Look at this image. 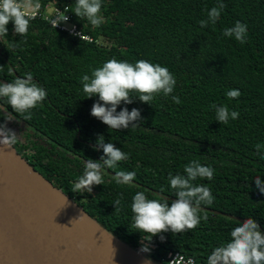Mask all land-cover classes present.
I'll list each match as a JSON object with an SVG mask.
<instances>
[{
	"label": "trees",
	"instance_id": "1",
	"mask_svg": "<svg viewBox=\"0 0 264 264\" xmlns=\"http://www.w3.org/2000/svg\"><path fill=\"white\" fill-rule=\"evenodd\" d=\"M37 2L35 15H26V36L15 35L9 23L8 36L0 43V82L11 83L31 72L47 93L30 113H13L16 119L7 124L22 134L13 146L16 153L105 231L135 250L146 234L132 226L133 196L144 191L148 199L166 197L170 205L176 199L170 173L185 174L192 160L212 167L211 181L194 182L210 187L215 198L211 205H201L208 220L182 234L164 233V242L154 237L145 254L157 264H167L169 252L207 264L211 252L230 241L237 221L254 219L264 233V194L254 181L259 177L264 182V159L255 148L264 145V0H223L226 7L216 24L204 28L200 21L217 0H102L99 27L74 14L76 0ZM58 9L68 16V28L74 26L87 40L51 27ZM237 21L247 25L243 45L223 36ZM113 58L159 64L177 81L172 94L158 95L151 106L138 98L130 105L121 103L118 112L124 107L141 111L143 123L135 130H109L90 115L98 97L87 98L81 77H91ZM232 89L241 96L229 100L226 93ZM173 95L180 104L173 103ZM212 105H226L239 117L220 124ZM101 134L129 159L106 170L104 184L93 186L92 193L73 192L85 161L103 155L102 150L93 151ZM121 171L135 173L132 186L115 182ZM117 198L123 206L119 212L113 205Z\"/></svg>",
	"mask_w": 264,
	"mask_h": 264
},
{
	"label": "clouds",
	"instance_id": "2",
	"mask_svg": "<svg viewBox=\"0 0 264 264\" xmlns=\"http://www.w3.org/2000/svg\"><path fill=\"white\" fill-rule=\"evenodd\" d=\"M40 7L36 0H0V43L8 36L7 25L13 24L15 35L26 36L29 28V19L26 18L24 9ZM226 7L223 0H217V6L212 7L207 12V19L200 21L201 28L209 24L215 25L220 18L221 12ZM102 0H76L74 14L77 17L86 18L94 27H99L103 23L100 15ZM59 11V10H58ZM68 16L62 12L51 19L50 25L53 28L62 23H67ZM72 34L79 36L82 40V32ZM247 25L239 21L231 28L223 32L224 37H234L240 44L247 42ZM26 42V41H25ZM13 69L9 67L11 73ZM83 92L87 98L98 97L93 104L90 115L108 126L109 130L119 131L135 130L143 123L141 111L133 108L131 111L127 107L119 112L117 108L123 103L130 105L135 99L141 103L151 106L155 97L163 94L168 97L173 93L177 83L173 74L167 67L159 64H152L146 60H138L135 64L118 61L113 58L103 64L102 67L92 71L91 77L87 74L81 77ZM46 91L34 81L31 72L23 77H17L11 83L0 82V114L5 121L0 124V145L4 148L12 149L18 142L20 135L7 127L9 122L16 119L15 113L19 117L30 113L46 98ZM229 100L241 96L238 89L229 90L226 93ZM173 103L180 104L178 96H172ZM11 107L12 112L8 111ZM216 112V121L220 124H228L229 120H236L239 112L230 111L226 105H212ZM29 116H25V120ZM18 122V121H17ZM257 153L264 159V145H255ZM103 155L99 160L87 159L84 163L82 175L74 183L73 192L92 193L93 186L104 184L106 170L116 168L120 162L127 161L129 156L115 144L105 142V137L98 135L93 151H101ZM185 174L173 176L169 174L170 187L174 190L176 199L169 202L166 197L148 199L144 191L137 192L131 203L133 213V228L137 232L144 233L141 240V253H150V244L154 237L159 236L160 241H165L164 233L171 232L173 235L182 234L189 230L196 229L201 220H208V213L201 207L211 205L214 196L210 187L203 184L197 185V179H207L211 181L214 176V169L210 166H203L198 160L190 161L184 167ZM118 184L132 186L135 178L134 172H118L113 177ZM256 189L260 194H264V182L257 177L254 179ZM66 198V197H65ZM113 205L115 211L119 212L123 207L121 199L117 198ZM201 213L203 215L201 216ZM230 233V241L216 247L207 257V264H264V233L259 230V225L254 219L248 218L243 223L238 222ZM195 264L193 258H185L178 255L170 261V264ZM144 264H151L150 259H146Z\"/></svg>",
	"mask_w": 264,
	"mask_h": 264
},
{
	"label": "water",
	"instance_id": "3",
	"mask_svg": "<svg viewBox=\"0 0 264 264\" xmlns=\"http://www.w3.org/2000/svg\"><path fill=\"white\" fill-rule=\"evenodd\" d=\"M65 197L14 148L0 145V264H144L149 259Z\"/></svg>",
	"mask_w": 264,
	"mask_h": 264
},
{
	"label": "built area",
	"instance_id": "4",
	"mask_svg": "<svg viewBox=\"0 0 264 264\" xmlns=\"http://www.w3.org/2000/svg\"><path fill=\"white\" fill-rule=\"evenodd\" d=\"M37 10L38 9H33V13H32V15H35V13L37 12ZM59 10V9H58ZM55 10V16H57L58 14H60L62 11L61 10ZM63 13V12H62ZM29 14V12H26L25 11V15H28ZM57 28H60V29H66L67 27H64L63 25H59ZM73 28H74V30H75V27L74 26H72L71 28H67L68 29V32L69 33H72V31H73ZM76 32V31H75ZM84 37V36H83ZM83 39H85V40H87V37H84ZM178 255H182L184 258H185V261L188 259L187 257H185L183 254H181V253H179V252H169V253H167V255H166V257H165V261L167 262V264H170V261L171 260H173V259H175ZM177 264H180V262L178 261L177 262Z\"/></svg>",
	"mask_w": 264,
	"mask_h": 264
},
{
	"label": "rangeland",
	"instance_id": "5",
	"mask_svg": "<svg viewBox=\"0 0 264 264\" xmlns=\"http://www.w3.org/2000/svg\"><path fill=\"white\" fill-rule=\"evenodd\" d=\"M36 2H37V0H36ZM33 9H34V8H26V9H24V11H26V12H32ZM50 12H51V11H48V15H49ZM60 25H63L64 27H67V28H68V25H71V24H68V22H67V23H62V24H60ZM67 28H66V29H67Z\"/></svg>",
	"mask_w": 264,
	"mask_h": 264
}]
</instances>
